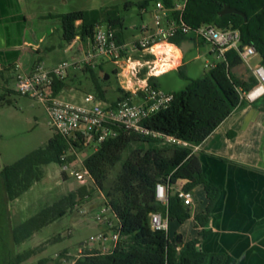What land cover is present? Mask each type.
Instances as JSON below:
<instances>
[{
    "label": "trees",
    "instance_id": "obj_1",
    "mask_svg": "<svg viewBox=\"0 0 264 264\" xmlns=\"http://www.w3.org/2000/svg\"><path fill=\"white\" fill-rule=\"evenodd\" d=\"M161 2L169 8L177 4V0ZM150 6L148 1L141 4L142 9ZM226 6L245 14L248 21L237 14L220 16ZM61 19L66 44H71L77 37L82 41L93 40L96 26L85 23L82 11L64 14ZM183 20L192 29L210 24L220 30H239L243 44L256 49L259 65L264 66V0H187ZM118 21L121 19L111 17L109 20L110 24ZM187 38L179 34L171 38L170 42L180 46ZM117 39L119 43H124L120 34H117ZM242 64L236 51L226 52L204 76L189 80L185 89L172 93L174 99L168 109L158 112L143 123L150 131L175 137L191 146L165 143L162 138L119 129L116 137L106 140L94 151L90 145L85 147L80 137L73 144L81 154H87L82 159L83 165L94 182L81 185L76 191L70 192L17 227L10 223V203L43 179V167L53 163L61 165L62 155L69 152L71 146L67 138L54 131L46 148L35 150L2 169L0 264H23L30 260L35 253L34 249L14 254L10 240L16 246L22 245L76 206L83 205L97 190L104 194V204L111 208L118 219L111 231H118L120 227L121 239L111 253H102L96 248L85 249L77 264H227L225 254L205 253L201 249L200 238L183 244L178 240L171 241L166 231L153 230L150 216L160 213L169 222H186L191 217L190 208L178 197L174 188L180 182H185V191L202 186L209 202L206 212L196 217V223L202 228L201 238L207 236L205 227L210 222L221 191L203 171L194 147L200 146L238 108L252 104L264 111V96L253 103L243 97L244 92L250 91L258 83L253 75L245 80L233 72ZM179 73L188 80L182 67ZM98 78L94 77L96 82ZM149 84L159 88L155 77L149 78ZM66 86L65 79L55 78L54 94L59 96ZM96 89V98L106 100L105 90L98 83ZM7 92L10 94L13 90L7 89ZM118 93V99L110 106L115 107L119 101L132 97V93L121 87H118ZM7 96H0V106L11 104ZM125 154L127 156L124 159ZM75 159L76 156H71L69 160ZM122 161L121 171L115 181L110 183V174ZM62 175L65 180L68 179L65 174ZM159 183H169L171 186L167 205L156 199V186ZM39 264H47V260Z\"/></svg>",
    "mask_w": 264,
    "mask_h": 264
},
{
    "label": "crops",
    "instance_id": "obj_2",
    "mask_svg": "<svg viewBox=\"0 0 264 264\" xmlns=\"http://www.w3.org/2000/svg\"><path fill=\"white\" fill-rule=\"evenodd\" d=\"M145 25L153 26V15ZM60 32V46L64 48V53L71 54L74 60L71 67L96 69L109 62L98 59L92 66L85 65L83 62L92 41H82L77 37L71 44H66L63 40L61 15L38 14L30 8L29 0H0V86L14 83L16 89L19 76L31 73L37 64H44L46 53L56 47L54 44H48V40ZM117 33L124 43H130L124 40L122 33ZM197 41L196 38L189 37L180 46L171 42L157 46V50H160V53L155 50L157 54L171 51V54L166 53V67H144L140 79L155 77L159 86L157 79L160 76L179 72L180 67L184 68L185 54L181 46L185 45V49L190 51L192 46L198 45ZM211 54L216 60H221V57L215 56L212 51ZM144 59L154 57L145 55ZM57 65L46 68L52 69ZM113 72L117 73L115 75L123 90L133 89L136 85L135 81L127 85L117 67ZM69 76L68 73L65 81ZM77 154L72 164L75 171L80 170L82 159L87 155L81 154L78 149ZM195 154L199 157L209 180L220 188L221 195L210 222L205 227L208 234L201 238L202 228L197 225L196 217L206 212L209 201L204 188L195 187L191 191L193 206L190 208V219L184 223H168L169 231L172 229L177 235L174 240L180 237L178 242L184 244L200 238L201 249L205 253L225 254L228 258L227 264H264V111L252 104L238 108L195 150ZM184 184L185 182H180L175 186V191ZM81 185L84 184L79 182L73 191ZM102 206L103 204L95 202L92 197L83 206L84 215L90 216V213L99 211ZM89 218L88 222L101 232L103 227ZM85 249L90 250L91 245H81L76 255H61L62 258L53 264H69Z\"/></svg>",
    "mask_w": 264,
    "mask_h": 264
},
{
    "label": "rangeland",
    "instance_id": "obj_3",
    "mask_svg": "<svg viewBox=\"0 0 264 264\" xmlns=\"http://www.w3.org/2000/svg\"><path fill=\"white\" fill-rule=\"evenodd\" d=\"M30 8L38 14L64 15L67 13L82 11L85 16V23L88 25L111 28L114 32L124 35L126 42H133L142 35L144 23L150 21L152 7L162 0H29ZM145 1L150 3L148 13H142L141 4ZM121 19V21L110 24L109 20ZM50 21V20H48ZM52 35L48 44L56 45L55 49L47 52L44 56V66L49 68L57 65L62 60L73 63L71 54H65L64 48L60 46L62 40L59 35ZM197 46H192V50L187 51L185 45L181 46L185 54V66L183 74L170 72L160 76L157 81L162 91L166 93L179 92L189 85V80L204 76L213 64L219 61L211 54L210 44L197 41ZM259 65V57L253 58L248 65L242 64L240 68H235L234 73L243 79L252 76L249 69ZM116 67L107 62L104 66L88 69V67H70L69 77L66 79L67 87L61 94V100L76 105L83 104L86 95H97V83L105 90L106 100H99L98 105L102 108L108 107L118 99V87H121L117 75L113 70ZM101 72L109 75L108 81H101ZM94 77H97V82ZM101 78V77H100ZM7 89L13 90L8 94ZM8 95L7 99L11 104L0 106V171L10 166L31 152L46 148L50 139L54 136V130L50 126V118L43 104L22 96L16 92L14 83L0 86V96ZM127 154L124 155V159ZM123 161L115 167L110 174L109 182L115 181L121 171ZM44 177L35 183L32 188L24 193L20 198L9 205L11 226L17 227L40 213L43 209L53 205L64 196L74 190L79 182L70 175L65 181L62 178V169L59 164L53 163L43 167ZM103 193L97 190L93 195V200L100 205L104 204ZM105 197V196H104ZM85 204V203H84ZM84 204L76 206L64 217L43 228L32 239L20 246L14 245L10 240V246L14 254L34 249L33 257L23 264H39L40 261L47 260V264H53L62 258L61 255L71 253L76 255L81 245H87L92 236L100 233V230L89 220L96 222L98 210L84 215ZM169 237L173 241L177 236L175 231L170 229ZM66 257V256H64Z\"/></svg>",
    "mask_w": 264,
    "mask_h": 264
},
{
    "label": "built area",
    "instance_id": "obj_4",
    "mask_svg": "<svg viewBox=\"0 0 264 264\" xmlns=\"http://www.w3.org/2000/svg\"><path fill=\"white\" fill-rule=\"evenodd\" d=\"M186 3L187 0H179L174 8H169L163 2H157L152 7L153 26L145 25L142 28L141 37L129 44L119 43L118 33L111 28L95 27L92 45L83 63L92 66L98 59L107 60L121 70L127 85L133 84V81L136 82L133 89L125 88L126 92L132 93V97L119 101L115 107L109 105L102 108L98 105L99 99L93 94L86 95L81 105L66 102L56 96L53 81L55 78L64 79L67 76L68 69L72 66L68 61H62L52 69H47L40 63L31 73L18 77L16 91L22 96L43 104L52 129L68 139L71 149L61 157L62 174L69 177L70 173L78 182L85 185L94 182L90 173L84 168L83 162L80 170L75 171L72 165L75 160H69L71 156H78L77 147L73 142L80 137L85 147L90 145L94 151H97L106 140L116 137L119 129L128 133L162 138L165 143L191 146L175 137L150 131L143 125L153 115L168 109L174 99L172 93H166L150 85L149 79H140L144 67H166L167 54H157L155 52L157 46L170 43L171 38L182 34L210 44L212 53L220 57L234 50L244 65H248L253 58L259 57L253 46L243 44L239 30H220L210 24L192 29L183 20ZM149 9L143 8L142 13H148ZM145 55H151L154 59H144ZM249 69L258 84L250 91L244 92L243 97L253 103L264 96V66L258 65L256 68L249 67ZM198 147H194V150ZM170 190L169 183L157 184L156 199L167 205ZM176 193L186 206L189 208L193 206L191 191H185L183 187H180L176 189ZM103 198L106 201L104 195ZM150 219L153 230L169 232V221L160 213L151 214ZM96 221L103 230L88 241L91 245L90 250L96 248L102 253L113 252L121 239L120 227L118 231H111L118 223L117 217L108 205L103 204L96 216ZM81 256L82 253L72 259L69 264H77Z\"/></svg>",
    "mask_w": 264,
    "mask_h": 264
},
{
    "label": "water",
    "instance_id": "obj_5",
    "mask_svg": "<svg viewBox=\"0 0 264 264\" xmlns=\"http://www.w3.org/2000/svg\"><path fill=\"white\" fill-rule=\"evenodd\" d=\"M230 14H237V15H241L245 18V21H248V18L245 14H243L242 12H240L239 10L235 9V8H231L230 6H226L224 8V10L220 13V16H225V15H230ZM100 77L104 80V81H108L110 79L109 75H105L103 72H101ZM180 237H177V240H179Z\"/></svg>",
    "mask_w": 264,
    "mask_h": 264
},
{
    "label": "bare ground",
    "instance_id": "obj_6",
    "mask_svg": "<svg viewBox=\"0 0 264 264\" xmlns=\"http://www.w3.org/2000/svg\"><path fill=\"white\" fill-rule=\"evenodd\" d=\"M158 53H160V50H157V48L155 49ZM166 53L171 54V51H166Z\"/></svg>",
    "mask_w": 264,
    "mask_h": 264
}]
</instances>
